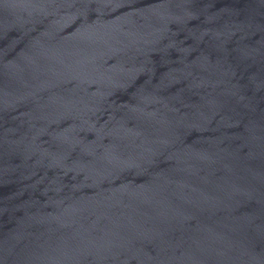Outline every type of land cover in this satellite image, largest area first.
Returning <instances> with one entry per match:
<instances>
[{
	"label": "water",
	"instance_id": "obj_1",
	"mask_svg": "<svg viewBox=\"0 0 264 264\" xmlns=\"http://www.w3.org/2000/svg\"><path fill=\"white\" fill-rule=\"evenodd\" d=\"M0 264H264V0H0Z\"/></svg>",
	"mask_w": 264,
	"mask_h": 264
}]
</instances>
